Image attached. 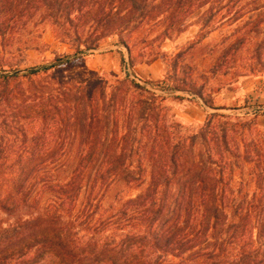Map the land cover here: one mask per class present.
<instances>
[{
	"label": "trees",
	"instance_id": "trees-1",
	"mask_svg": "<svg viewBox=\"0 0 264 264\" xmlns=\"http://www.w3.org/2000/svg\"><path fill=\"white\" fill-rule=\"evenodd\" d=\"M238 1L0 0L2 39L40 15L74 49L27 74L0 75V161L12 145L36 144L14 193L0 197V213L13 219L0 225V264H264V135L253 120L233 123L191 82H170L169 91H186L215 112L191 133L161 106L164 98L134 81L58 74L109 38L133 68L131 34L165 19L176 33L200 9ZM213 20L203 25L208 34ZM236 140L251 147L240 150ZM44 153L64 155L67 167L53 172L51 200L36 208L29 181ZM239 168L254 191L243 200V186H233ZM107 183L142 192L108 205L80 202Z\"/></svg>",
	"mask_w": 264,
	"mask_h": 264
},
{
	"label": "rangeland",
	"instance_id": "rangeland-1",
	"mask_svg": "<svg viewBox=\"0 0 264 264\" xmlns=\"http://www.w3.org/2000/svg\"><path fill=\"white\" fill-rule=\"evenodd\" d=\"M238 2L229 6H214L211 11L208 7L200 9L186 21L180 22L176 26V33L169 29L172 19H165L131 34L128 43L133 68L128 66L127 50L118 44L117 38H109L74 66L60 69L58 74L66 77L96 74L109 82L118 79L134 81L158 98H164L161 106L170 116H174L177 123L194 133L203 127L207 115L215 112L204 108L202 102L186 91L167 89L171 86L170 82H191L204 96L212 98L213 106L225 108L216 113L227 116L233 123L253 120L258 131L264 135V129L257 121L264 116V106L258 100L259 93L264 91V0ZM210 15L214 16L213 21L218 25L208 34L203 25L206 26ZM50 22L38 15L17 34L7 35L3 39L0 37V75H24L32 68L49 66L56 58L74 54L70 44H62L54 38ZM229 49L231 52L233 50V54L223 59L225 51ZM179 86L180 90H184L183 85ZM33 141L29 140L26 146L12 145V152L7 151V156L0 161V197L12 195L14 185L23 178L22 171L28 169L23 157H26V152L31 153L36 149ZM244 142L240 144L236 140L235 145L241 147L240 150H243V146L251 147L247 141ZM41 160L43 164L37 163V172L31 174L29 181L32 185L31 204L36 208H45L51 200L47 181L53 180V172H62L67 167L64 155L50 159L49 153L47 156L44 153ZM143 164L149 173L150 163L144 161ZM40 172L45 173L42 176ZM250 180L247 169L239 168L233 180L236 189L243 186L244 191L237 196L239 199L243 200L254 192L247 190L246 184ZM145 183H148V175ZM107 184L109 187L100 186L95 193L85 190L80 202L91 199L95 203L108 205L122 197L135 198L142 192L141 189L125 190L122 184ZM257 204L262 206L259 201ZM12 220V217L0 213V225L6 226ZM130 224H137V220Z\"/></svg>",
	"mask_w": 264,
	"mask_h": 264
},
{
	"label": "crops",
	"instance_id": "crops-1",
	"mask_svg": "<svg viewBox=\"0 0 264 264\" xmlns=\"http://www.w3.org/2000/svg\"><path fill=\"white\" fill-rule=\"evenodd\" d=\"M258 100H259V103L263 104V106H264V91H263V93H259ZM216 108H220V107H216ZM222 108H224V107H222ZM257 121H258L260 127H262V129H264V116L259 117Z\"/></svg>",
	"mask_w": 264,
	"mask_h": 264
}]
</instances>
